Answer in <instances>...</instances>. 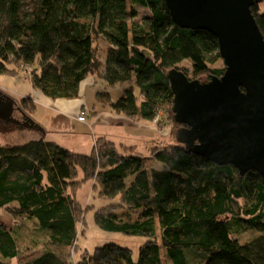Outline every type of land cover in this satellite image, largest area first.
Wrapping results in <instances>:
<instances>
[{"label":"trees","instance_id":"trees-1","mask_svg":"<svg viewBox=\"0 0 264 264\" xmlns=\"http://www.w3.org/2000/svg\"><path fill=\"white\" fill-rule=\"evenodd\" d=\"M139 8L149 12L142 22ZM251 10L264 36V14L257 4ZM99 40L107 44L104 59ZM185 61L191 73L180 66ZM222 61L217 38L180 28L164 0H0V75L29 68L34 89L51 101L81 98V85L97 75L105 87L123 88L115 101L109 91L97 92L102 109L150 122L163 111L174 139L188 127L174 119L168 73L220 78L225 67L215 65ZM22 101L20 125L44 131L24 144L0 142V210L14 221L34 220L45 240L39 254L24 258L18 231L0 221V264H72L81 218L75 192L85 183L111 201L95 212L100 230L146 241L137 260L131 249L109 243L80 254L76 264H264L259 173L241 176L232 165L167 143L145 156L137 146L99 137L89 154L78 153L46 140L48 131L33 117L37 105ZM91 113L83 108L77 121L98 110ZM71 120L56 113L53 132L73 129Z\"/></svg>","mask_w":264,"mask_h":264},{"label":"water","instance_id":"water-1","mask_svg":"<svg viewBox=\"0 0 264 264\" xmlns=\"http://www.w3.org/2000/svg\"><path fill=\"white\" fill-rule=\"evenodd\" d=\"M164 1L180 28L217 38L225 65L222 77L207 82L178 69L168 73L174 119L188 127L177 140L218 166L264 179V36L251 10L264 0ZM13 113V100L0 102V119L14 122Z\"/></svg>","mask_w":264,"mask_h":264},{"label":"rangeland","instance_id":"rangeland-1","mask_svg":"<svg viewBox=\"0 0 264 264\" xmlns=\"http://www.w3.org/2000/svg\"><path fill=\"white\" fill-rule=\"evenodd\" d=\"M260 13L264 14V1L259 4ZM149 16V12L143 8L138 9V18L137 22H142L146 17ZM107 44L104 41H98L96 47L98 48V55L100 58H105V50ZM189 73H191L192 66L189 61L183 62L181 65ZM216 67L224 66V62H219ZM31 70L29 68H19V74L17 76L10 74L0 75V102L4 100H13L14 103V113L12 118L17 117V108L22 105L23 98H32L33 102L36 100L37 109L33 112V117L37 120H40L41 126L48 131L45 138L46 140H57L65 147L71 148V150H80L76 151L82 154H89L93 145V138L91 136V131L79 130L80 124L76 120H71L73 129H64L63 132H53L55 129L52 127V117L55 115V112H52L51 108L44 105L46 102H41L38 97L42 94L37 89H34L31 80ZM95 80L93 85H88L84 92H82V100L88 109L89 115L92 116L91 111L94 108L101 110V105L96 101V93L99 91H109L113 100H117L123 94V88L121 85L116 87H105L104 82L96 75L93 76ZM93 80V79H92ZM202 82H207L210 79L208 76H204L201 79ZM83 86V85H82ZM86 86V85H85ZM3 95V96H2ZM81 99V98H80ZM49 103V102H48ZM102 110L109 111L108 108H103ZM92 118V117H91ZM90 118V120H91ZM135 123H143L142 120L132 119ZM133 122V123H134ZM148 126L146 129H140L134 127L130 131V134L138 135L137 146L138 152L148 156L154 146H160L165 143L172 145H182L176 138L172 137L171 131L173 126L168 121V116L166 115L163 122H146L144 124ZM75 126V127H74ZM97 128H102V126H97ZM110 129L111 138L118 142L119 138L115 135L119 132L122 133L123 125H118L115 127H107ZM157 130H154V129ZM152 129V130H151ZM145 130V131H143ZM151 130V131H150ZM154 130V131H153ZM181 128H178L177 131L180 132ZM70 131H76L80 133V136H72ZM150 131V133H149ZM86 134L90 135L87 136ZM115 134V135H114ZM42 136V131L30 128L27 126H21L13 122H7L6 120L0 119V142L1 143H10V144H24L32 139H36ZM145 136V137H144ZM142 138V139H141ZM145 138V139H144ZM149 138V139H147ZM151 139V140H150ZM118 145V144H117ZM87 152V153H85ZM218 191L223 192L225 188L223 186L217 187ZM76 199L79 203V210L81 214L80 218V227H79V237L76 242V247L74 246L71 251L67 249V252L70 251L69 261L72 264H76L80 254L83 257L92 254L96 248L104 246L105 244L114 243L119 246L129 248L133 251L134 259L137 260L139 257V248L146 241V238L143 237H132L126 236L120 233H110L104 232L98 228L95 221V212L100 208L104 207L111 203V201L100 198L97 195L94 187L90 183H85L80 189H77L75 192ZM0 221L4 222L9 229H15L20 235V247L24 251V258H28L32 255L39 254L43 250L41 243L45 240L44 237L40 235L39 231L34 220H25V221H14V219L5 211L0 210ZM41 237H40V236ZM251 235L248 233L246 238H249ZM252 237V236H251ZM40 243L39 245L37 243ZM79 251V252H78ZM78 252V253H77ZM89 253V254H88ZM82 257V258H83ZM81 258V257H80ZM164 264H170L164 260Z\"/></svg>","mask_w":264,"mask_h":264},{"label":"crops","instance_id":"crops-1","mask_svg":"<svg viewBox=\"0 0 264 264\" xmlns=\"http://www.w3.org/2000/svg\"><path fill=\"white\" fill-rule=\"evenodd\" d=\"M94 80H95L94 77H89L83 83V86L81 85V99L79 98L76 100L51 101V100L47 99L45 96H43V94H41L40 97H38V98L40 99L41 102H46V103H44V105L51 108L52 112H55V114L56 113L57 114H63L65 116L70 117L72 120H76V122H78L77 117L79 116L81 110L83 108H85L88 111V109L86 108V106L82 100V92H84V89H86V87H88V85H93L94 83H92V82H94ZM34 101L37 104L36 100H34ZM35 120L38 124L41 125L40 120H37V119H35ZM133 122L134 121H132L131 118H129V117H126L124 115H115V114L110 113L109 111H105V110L101 109V110H98V113L96 114V116L92 117L91 120L87 121L86 123H81L79 130H83V131H87V132L91 131L93 143H94L96 138L106 137L107 139L115 142L116 144L137 145L136 144L137 143L136 138L138 137V135L136 136V135L130 134V131L128 132V130H130L134 127H138L140 129H146V128H148V126H146L144 124H146V122L149 123L150 121H142V122H144V124L143 123H135V122L133 123ZM118 125H123L124 128L122 129L123 130L122 133L119 131H118V133H116V134H119V136L114 134L116 137L119 138L118 142H116V140H113V138H111L112 134H111V132H109L110 129L107 127H115ZM97 126H102V128L98 129ZM152 129H154V128H152ZM154 130H157V129H154ZM143 131H145V130H143ZM150 131H149V133H150ZM73 133L80 135V133H77L76 131L75 132L73 131ZM86 135L90 136L88 134H86ZM36 137L40 138L41 136H36ZM38 138H36V139H38ZM147 139H149V138H147Z\"/></svg>","mask_w":264,"mask_h":264},{"label":"built area","instance_id":"built-area-1","mask_svg":"<svg viewBox=\"0 0 264 264\" xmlns=\"http://www.w3.org/2000/svg\"><path fill=\"white\" fill-rule=\"evenodd\" d=\"M82 115H83V117H85L84 114H82ZM165 116H166V113L165 112L159 111V112H157V114H156L153 122H155V123H158V122H161V121L163 122ZM80 121H84V119L83 118H80Z\"/></svg>","mask_w":264,"mask_h":264},{"label":"flooded vegetation","instance_id":"flooded-vegetation-1","mask_svg":"<svg viewBox=\"0 0 264 264\" xmlns=\"http://www.w3.org/2000/svg\"><path fill=\"white\" fill-rule=\"evenodd\" d=\"M1 102H4V100L3 101H1ZM2 108V107H1ZM16 115H17V117L15 116V119H14V122L13 123H16V124H20L22 121H24L23 120V118L21 119V115H20V112H19V110H17V113H16ZM21 119V120H20Z\"/></svg>","mask_w":264,"mask_h":264}]
</instances>
